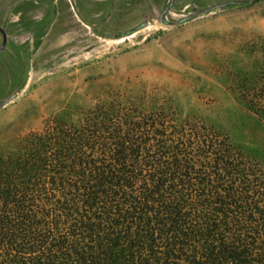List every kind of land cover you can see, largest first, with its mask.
Masks as SVG:
<instances>
[{"label":"trees","instance_id":"16d2710c","mask_svg":"<svg viewBox=\"0 0 264 264\" xmlns=\"http://www.w3.org/2000/svg\"><path fill=\"white\" fill-rule=\"evenodd\" d=\"M235 89L264 118V61ZM0 264H264V162L169 103L98 98L0 156Z\"/></svg>","mask_w":264,"mask_h":264},{"label":"rangeland","instance_id":"374dc122","mask_svg":"<svg viewBox=\"0 0 264 264\" xmlns=\"http://www.w3.org/2000/svg\"><path fill=\"white\" fill-rule=\"evenodd\" d=\"M223 1L174 0L163 21L170 0H0V156L47 119L78 122L98 98L122 93L211 123L264 162V118L235 89V76L264 61V0L183 20Z\"/></svg>","mask_w":264,"mask_h":264},{"label":"water","instance_id":"95a60500","mask_svg":"<svg viewBox=\"0 0 264 264\" xmlns=\"http://www.w3.org/2000/svg\"><path fill=\"white\" fill-rule=\"evenodd\" d=\"M235 0H226V1H223V2H219V3H216V4H212V5H209V6H206L202 9H199V10H196L194 12H192L191 14H189L188 16H186L183 20L185 19H188L190 17H193L194 15L196 14H199V13H202L204 11H208L210 9H214V8H218V7H223L225 5H227L228 3H231ZM174 0H170V2L166 5V7L162 10L161 12V16H160V20H165V13L166 11L172 6ZM144 23L140 24L139 26H137L136 28H139L140 26H143ZM136 28H134L133 30H135ZM0 34H1V42H0V51L4 49V47L6 46V43H7V35H6V32L5 30L0 26ZM5 102L1 101L0 102V106H2Z\"/></svg>","mask_w":264,"mask_h":264},{"label":"flooded vegetation","instance_id":"af4514ba","mask_svg":"<svg viewBox=\"0 0 264 264\" xmlns=\"http://www.w3.org/2000/svg\"><path fill=\"white\" fill-rule=\"evenodd\" d=\"M57 5H63L64 7L67 6L66 4V0H57ZM64 15H66L67 17H71L68 9H65V11L63 12ZM79 29H82L81 27H79Z\"/></svg>","mask_w":264,"mask_h":264},{"label":"crops","instance_id":"0c3cea01","mask_svg":"<svg viewBox=\"0 0 264 264\" xmlns=\"http://www.w3.org/2000/svg\"><path fill=\"white\" fill-rule=\"evenodd\" d=\"M18 25V24H17ZM8 43H6V45H7ZM6 48V46L4 47V49Z\"/></svg>","mask_w":264,"mask_h":264},{"label":"bare ground","instance_id":"6f19581e","mask_svg":"<svg viewBox=\"0 0 264 264\" xmlns=\"http://www.w3.org/2000/svg\"><path fill=\"white\" fill-rule=\"evenodd\" d=\"M132 35V34H131Z\"/></svg>","mask_w":264,"mask_h":264}]
</instances>
